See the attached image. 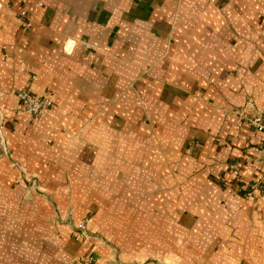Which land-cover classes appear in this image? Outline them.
<instances>
[{
	"label": "crops",
	"instance_id": "1",
	"mask_svg": "<svg viewBox=\"0 0 264 264\" xmlns=\"http://www.w3.org/2000/svg\"><path fill=\"white\" fill-rule=\"evenodd\" d=\"M240 114L264 116V0H0V264H264Z\"/></svg>",
	"mask_w": 264,
	"mask_h": 264
},
{
	"label": "rangeland",
	"instance_id": "2",
	"mask_svg": "<svg viewBox=\"0 0 264 264\" xmlns=\"http://www.w3.org/2000/svg\"><path fill=\"white\" fill-rule=\"evenodd\" d=\"M24 112V111H23ZM25 113V112H24ZM27 114V113H26ZM46 113L42 114V115H39V116H34V117H41L43 115H45ZM246 115V114H245ZM263 116V115H262ZM247 117H251V116H248ZM198 143L197 142H192L190 143L188 146H187V152L191 155L195 154V152L197 151V148H198ZM237 166V165H236ZM11 167L16 170L18 172V176H19V179L21 180L22 184H23V187H24V190H26V192H28V195L27 196H31V195H42L44 192H47L45 190V188L43 187L42 185V182H40V180L38 179L37 175L30 172L29 170H27L25 167L21 166V165H18V164H15V163H12L11 164ZM250 191L251 193V189H250V185H249V188L247 189ZM245 192V191H244ZM244 192L242 191H239L238 193L239 194H243ZM248 192V191H247ZM246 192V193H247ZM51 203V201H49ZM52 204V203H51ZM57 219V218H56ZM58 223L62 224V223H65V224H69L71 227H72V234H73V239L76 241V242H88L89 240H92V239H95L94 238V235L93 234H88L86 232V228H87V224L88 221L86 219L84 220H81L79 221L78 223L74 221L73 218H71V216H67V218H65L64 220H61V219H57ZM81 231L83 233H81ZM85 232L87 234H85ZM92 250L94 249L93 246L91 248ZM93 259L92 262L95 261V258L91 255L89 256ZM88 257V258H89ZM77 259V258H76ZM75 259V263L77 264H87L86 263V259H82V258H78L80 261H77ZM91 262V263H92Z\"/></svg>",
	"mask_w": 264,
	"mask_h": 264
},
{
	"label": "built area",
	"instance_id": "3",
	"mask_svg": "<svg viewBox=\"0 0 264 264\" xmlns=\"http://www.w3.org/2000/svg\"><path fill=\"white\" fill-rule=\"evenodd\" d=\"M18 16L20 18H25L26 13L24 11H21L18 13ZM22 26H26L25 22L22 24ZM16 96L21 104L22 110L31 116L42 115L46 113L51 106L50 100L35 97L25 90L18 91L16 93ZM240 116L247 121L253 131L264 134V116L254 115L251 117H247V115L245 114H240ZM231 170L233 175H235L236 177H240V170L238 166L232 165ZM250 189L251 193L264 190V175L260 179L252 181ZM76 260L80 261L78 258ZM92 261L93 259L91 257L86 259L87 264L91 263Z\"/></svg>",
	"mask_w": 264,
	"mask_h": 264
}]
</instances>
